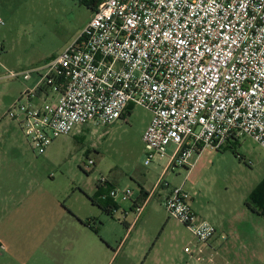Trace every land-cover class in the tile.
I'll use <instances>...</instances> for the list:
<instances>
[{"label":"built area","instance_id":"2783aa9c","mask_svg":"<svg viewBox=\"0 0 264 264\" xmlns=\"http://www.w3.org/2000/svg\"><path fill=\"white\" fill-rule=\"evenodd\" d=\"M92 11L61 54L6 72L25 80L39 74L36 88L5 115L19 121L35 152L44 154L77 126L114 124L130 105L151 112L143 133L146 165L169 156L168 168L190 170L194 154L242 135L264 147V0H103ZM161 185H169L164 176ZM109 195L128 201L133 190L114 187ZM191 198L182 184L163 204L198 241L185 251L203 262L218 231Z\"/></svg>","mask_w":264,"mask_h":264},{"label":"rangeland","instance_id":"374dc122","mask_svg":"<svg viewBox=\"0 0 264 264\" xmlns=\"http://www.w3.org/2000/svg\"><path fill=\"white\" fill-rule=\"evenodd\" d=\"M11 1L16 7H11ZM0 7L6 19L5 25L0 26V64L18 72L42 65L61 54L79 37L93 13L82 0H0ZM39 78V74L34 72L28 81L35 82ZM20 81H25L23 76H11V104ZM1 101L0 93V115L3 112ZM7 118L13 123V118ZM150 119L148 109L133 105L126 117L114 124L90 122L60 136L41 159L43 169L46 154L44 174L49 183L54 182L51 184L60 188L74 184L91 189L105 177L121 189L131 188L133 198L139 194L140 184L152 188L168 157L145 164L142 135ZM19 132L25 140L23 132ZM27 144L30 147L28 140ZM169 150L172 151V147ZM90 159L95 161L94 165L89 164ZM196 159L191 171L184 167L170 169L165 181L171 187L184 184L191 194L193 208L208 220L234 221L246 213L257 217L256 224L262 229L254 230L250 242L263 245L264 218L254 214L246 202L250 198L253 208L261 211L251 196L264 194V147L252 137L242 135L238 141H232L221 149L208 147L200 155L194 154L192 161ZM117 200L122 208L131 202L120 197ZM154 208L156 214L139 224L132 234L128 242L132 245L131 250H123L115 257L114 264L121 261H126L125 264H144L143 260L149 255L145 264H187L188 258L191 264H196L198 260L185 252V246L198 245L197 239L178 220L170 218L163 206L156 205ZM121 216V211H115L110 217L108 233L104 231L115 246L123 237L118 220ZM94 220L91 219L92 222ZM244 222L240 227L245 225L250 228L248 224L251 223ZM101 226L97 223V227ZM253 229L255 227L250 231ZM225 240L228 244L239 243L236 235ZM204 259L210 260L207 256ZM213 260L221 262L222 258L216 256Z\"/></svg>","mask_w":264,"mask_h":264},{"label":"crops","instance_id":"0c3cea01","mask_svg":"<svg viewBox=\"0 0 264 264\" xmlns=\"http://www.w3.org/2000/svg\"><path fill=\"white\" fill-rule=\"evenodd\" d=\"M11 7H16L12 5V1ZM0 11L2 14L1 7ZM2 16L4 17L3 14ZM0 66V90L2 89L0 93L3 103V112L0 115V264H114L117 260L115 257L123 250L125 252L131 250L132 245L128 242L137 226L156 214L154 208L156 205L164 207V200L173 188L178 187H171L168 182L167 187L161 185L156 188L160 177L164 176L165 179L166 173L173 169V167L168 168L170 157L168 156L163 171L153 187L147 188L140 184L139 194L130 199L131 202L127 207L122 208L118 200L114 199L119 205L117 211H121L122 214L118 220L123 230V233L121 231L123 237L118 242V246H115L110 236L104 235V231L107 232L109 227L110 217L114 215L107 214L89 197L95 195L99 188L110 190L118 187V184L110 180L108 183L99 181L96 187L87 189L74 184L62 188L57 186V188L51 184L54 182L49 183L44 174L46 154L43 157L42 169L43 154L34 151L19 121L13 119L11 123L8 116H3L25 90L36 88L38 80L20 81L19 90L12 97L11 104V78L5 73L11 68L2 64ZM19 130L23 132L25 140ZM196 161L197 159L192 161L193 166ZM139 207H143V210L138 215ZM198 215L204 218L202 214L198 213ZM256 218L246 213L242 218L234 221L209 220L217 227L218 233L209 246L204 248V256L210 260L205 259L196 264H210L215 261L213 259L216 256L222 258V261H215L214 264H264V244L250 242L254 230L262 229L256 224L258 220ZM87 219H95L93 224L96 227L97 223L102 225L101 228L97 227L99 234L82 223L81 220ZM243 221L244 224L251 223L248 225L255 229L250 231L245 225L241 228ZM223 235L227 236V240L236 235L239 243L228 244L223 241L225 240ZM218 242L220 243L217 244ZM186 253L191 256V253ZM140 258L142 261V256ZM149 258L150 255L143 260L144 264ZM125 262L121 261L119 264ZM187 264H191L189 258Z\"/></svg>","mask_w":264,"mask_h":264},{"label":"trees","instance_id":"16d2710c","mask_svg":"<svg viewBox=\"0 0 264 264\" xmlns=\"http://www.w3.org/2000/svg\"><path fill=\"white\" fill-rule=\"evenodd\" d=\"M103 0H82V2H84L91 10H94L96 7H98V5L102 2ZM133 105H130L127 108V113L130 112V110L132 109ZM251 197H253L259 207H261V211L260 210H256L255 208H253V206L250 203V198L247 200L246 205L247 207L259 214L262 215L264 217V194H254ZM93 203L97 204L99 207H101L107 214L109 215H114L115 210H117L119 208L118 203L114 200V198H112L109 195V189H104L102 190L101 188H99V190L97 191V193L91 197H89ZM83 224H85L86 226L90 227L95 233L99 234V230L96 226H94L93 222L90 219L87 220H81Z\"/></svg>","mask_w":264,"mask_h":264}]
</instances>
